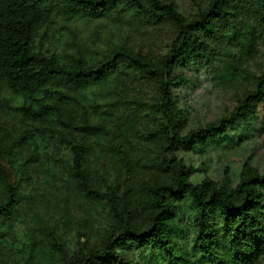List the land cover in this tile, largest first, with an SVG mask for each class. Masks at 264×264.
Instances as JSON below:
<instances>
[{"label":"trees","instance_id":"1","mask_svg":"<svg viewBox=\"0 0 264 264\" xmlns=\"http://www.w3.org/2000/svg\"><path fill=\"white\" fill-rule=\"evenodd\" d=\"M264 14V0H212L208 8L192 20L185 19L171 2L163 0H0V87L23 100L17 112L30 123L12 150L17 154L39 131L44 135L59 126L84 134L82 145L69 142L74 156V176L83 189L106 201L109 233L99 248L80 245L69 256L55 243L61 264H140L129 258L132 249L150 250L155 264H261L264 259V174L245 165L240 181L233 186L227 176L223 182L205 179L194 184L195 170L175 158L179 146L187 149L206 146L227 135L238 121L255 116L264 103V74L255 78L254 90L245 92L240 106L229 119L216 126L183 136L171 128L172 92L176 85L173 70L202 60L226 84L238 83L256 54L255 27L246 26L253 17ZM110 20L115 24H136L144 20L155 25L169 24L177 38L170 52L158 63L126 49L116 50L102 62L77 60L69 65L60 57L45 55L36 48L39 38L51 33L59 20ZM127 66L143 73L159 86V105L145 106L161 112L165 125L157 132L162 146L158 172L141 180L128 191L131 203L122 205L117 189L106 193L88 183L86 168L89 151L95 144L103 155L113 153L103 139L115 126L121 103H100L93 107L95 123L77 125L66 102L67 90L108 89L112 78ZM37 128L36 130H32ZM179 128V127H178ZM170 129V131L168 130ZM171 133V134H170ZM136 179L143 174L135 164ZM0 177L6 199L0 202V241L11 238L12 230L24 214L21 198L6 183L0 162ZM127 210V211H125ZM146 223H140L136 213ZM25 264H57L49 250L34 240Z\"/></svg>","mask_w":264,"mask_h":264},{"label":"rangeland","instance_id":"2","mask_svg":"<svg viewBox=\"0 0 264 264\" xmlns=\"http://www.w3.org/2000/svg\"><path fill=\"white\" fill-rule=\"evenodd\" d=\"M163 1L173 3L179 14L192 20L212 0ZM246 26L255 27L256 54L238 83H224L202 60L173 70L172 79L177 84L171 87L172 125L176 127L172 130L186 136L211 124L218 126L240 106L245 92L254 90L255 78L264 74V14L251 18ZM176 38L177 32L171 25H155L147 19L136 24H115L106 19L67 23L62 19L50 34L38 39L36 48L48 56L55 54L69 65L77 60L99 63L120 49L158 63L170 52ZM65 95L70 114L77 125L83 126L96 122L93 116L96 104L121 103L114 128L100 139L113 153L103 155L93 144L86 168L91 169L88 183L92 189L106 193L107 187L116 188L121 204L132 210L135 205L128 191L139 181L157 175L162 146L157 132L162 125L171 127L161 112L145 107L161 103L159 86L143 73L121 66L105 92L96 87L77 92L67 90ZM22 104L20 97L0 87V162L6 183L15 188L24 208L11 238L0 241V264H25L21 251L27 258L34 240H39L53 260L61 264L55 243L69 256L80 245L87 249L101 246L109 233L106 201L88 194L74 176V156L69 142L82 145L84 134L64 126L44 135L39 129L34 139L14 154L15 142L30 128V123L17 112ZM174 155L195 170L191 178L194 184L205 179L223 182L229 176L236 186L246 164L264 174V103L255 116L230 126L226 136L193 149L179 146ZM137 163L143 169L140 179L133 172ZM5 192V183L0 177V202L6 199ZM136 218L146 223L141 213L137 212ZM151 253L132 249L129 258L134 263L155 264L157 256Z\"/></svg>","mask_w":264,"mask_h":264}]
</instances>
